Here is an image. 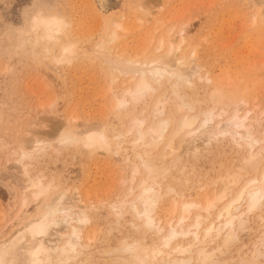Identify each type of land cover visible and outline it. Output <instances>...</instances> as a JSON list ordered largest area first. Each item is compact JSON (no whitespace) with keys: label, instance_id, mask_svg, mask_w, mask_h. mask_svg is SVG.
<instances>
[{"label":"rangeland","instance_id":"rangeland-1","mask_svg":"<svg viewBox=\"0 0 264 264\" xmlns=\"http://www.w3.org/2000/svg\"><path fill=\"white\" fill-rule=\"evenodd\" d=\"M262 1L104 0L99 8L95 0H0V242L6 246L12 244L6 264H30V240L20 230L22 222L42 214L45 203L62 192H65L62 202L66 205L78 195L80 210L88 216L77 254L62 264H143L133 252L125 250L128 243L149 252L144 264H160L159 254L155 255V248L162 247L160 234L142 226L128 207L119 216L110 208L120 200L134 198L139 192V181L147 175L139 159L132 156L136 150L130 146L134 130L123 131L134 117L144 119L143 130L152 121L168 117L171 124L165 131L166 138L172 135L168 131L173 130L182 114L196 115L197 125L203 113L211 110L214 123L217 120L224 123L230 109L243 101L241 114L246 113L247 124H251L255 137L262 138L252 147L259 154L251 170L249 165L242 164L248 147L243 143L236 146L228 135L218 136L208 144L197 142L195 152L190 148L191 140L179 142L181 136H174L172 145L179 143L172 157L171 163H174H165L160 171L163 174L156 176L160 183L154 210L157 216H164L169 203L175 199L203 202L204 194L209 196L212 188L219 186V176H226L230 161L239 162V169L244 168L228 170L241 175L233 191L246 179L259 174L264 166L261 149L264 145V17L257 13V8ZM35 14L61 19L62 30L54 32L55 37L42 38L40 30L30 26V17ZM110 21L118 24L113 41H107ZM180 28L187 30L185 37L189 46L182 47L176 56L185 61L193 48L198 66L191 86L176 82L180 96L177 99L170 93L174 79L161 77L160 84L154 83L155 90L147 96L115 108L113 95H120L121 89L127 84L130 86L137 76L131 72L118 75L113 65V71L107 70L110 61L114 64L118 58L142 61L160 56L166 53V42ZM60 41L71 44L74 51L61 57ZM131 74L135 75L132 79ZM155 95L160 98L163 95L166 102L163 113L154 116ZM177 104L181 106L179 110ZM64 129L78 136H85L91 130L104 131L110 142L109 149L86 147L81 142L60 145L58 136ZM123 132L125 136L118 147L115 134ZM161 142L154 148L142 145L137 150L150 149V157L156 159ZM127 151L130 161L124 160ZM21 164L25 165L24 169ZM134 164L139 168L131 180L129 171ZM36 179L48 185V189L35 201L29 193L33 189L31 181ZM242 202L244 207L245 200ZM192 209L186 223L191 222L196 212L205 215L201 209ZM213 210L207 220L214 217ZM248 215L244 224L235 223V235L224 247L225 234L212 232L209 246L217 250L211 249L214 255L207 264H264V254L256 256L253 251L261 239L262 248L261 244L258 248L264 250V225H259L263 223L257 216H264V199ZM56 229L62 235L69 231L64 223ZM186 239L178 236L173 243Z\"/></svg>","mask_w":264,"mask_h":264},{"label":"bare ground","instance_id":"bare-ground-1","mask_svg":"<svg viewBox=\"0 0 264 264\" xmlns=\"http://www.w3.org/2000/svg\"><path fill=\"white\" fill-rule=\"evenodd\" d=\"M95 1L97 2L99 8L104 3V0H95ZM261 3L262 4H258L259 8H257V13L260 16L264 17V1H262ZM30 19H31V25H30L31 28L40 30V36L42 38H47V39H50L53 36L55 37L54 32H58L62 30V27L64 25L60 22L61 19L58 18L59 19L58 20L57 17L50 15L35 14L31 16ZM107 24H108L107 26L109 27L108 31L106 32L107 41H113L116 38V32L114 28L117 27L118 24L114 21L107 22ZM186 32L187 30H184L183 28L178 29L176 35L174 37L169 38L168 43L166 42L167 45L165 46V51H164L166 53L160 54V56L157 57L152 56V58L147 60L144 59L142 61L134 60L129 57L127 59L122 58L123 60L118 58V60L116 59L117 61L115 60L114 64L111 63V61L113 60L111 61L107 60L110 61L111 64L110 65L108 63L110 67L108 66L107 70L108 69L112 70L113 68H115L116 70L115 69L114 70L119 72L118 75L121 72H124V74L131 72L133 74L135 73L137 76L134 82L130 86H128V84L126 83L127 86L124 88V90L121 89V91L123 92L120 95L119 93L118 96L117 95L115 96V94L113 95V98L114 97L115 98L114 100L112 99V103H114L113 105L115 108L125 107L126 105H128L127 104L128 102H132L133 104L141 100L145 95L147 96L149 92L155 90L154 83L158 84L159 79L161 77H166V76L172 77L174 79V84L172 86L173 90L171 87L170 93L173 92L175 96H177V99H180L179 98L180 96L178 95V88L176 82H178V84L183 83V85L187 84L188 87H190L192 84L191 81L192 75H195L198 71V66L197 64H195V57L193 56L194 53L193 48L189 50V54L187 56L189 58L188 59L187 57L184 58L185 61L183 60V58L176 56V54L179 52V50L182 47L189 46L185 37ZM58 40L56 39V41ZM65 43L67 42H64L63 44L62 42L60 43L62 44L61 50H59L60 52H62L61 57L62 56L64 57V55L66 54L72 53L75 48V47L73 48L71 44H65ZM161 43H159L158 47L162 46ZM103 46L105 47V45ZM166 47H167V51H166ZM99 50L101 51L102 49L99 48L98 51ZM59 51L57 52L56 50L57 53H59ZM52 52L53 50L51 51V53ZM108 53L106 56H108ZM69 60L70 59L68 58L67 61ZM189 63L191 65H189ZM112 65L113 68H111ZM184 66L187 68V72L185 71L186 68H184ZM112 71L110 73H112ZM133 76L135 75L131 74V79ZM112 79L114 80L115 76H113ZM162 93L164 94L165 90L162 91ZM156 95L154 96L156 99L152 107V115L154 116L163 113L166 102V100L164 102V100L162 99L163 95H161V98L157 97ZM244 104L245 103L243 101L241 103H236L233 106V109H230V111L231 110L232 111L228 116V118L224 120L225 121L224 123L223 122L219 123L218 120L217 122L214 123L211 110H208L207 112L203 113L202 119L199 120L197 125H195L196 115L192 116V115H187L186 113L182 114L177 121L175 120L176 123L175 126L173 127V130L168 131L170 132L168 134L170 135L172 134V135L166 136V138H165V131L168 125L171 124L170 123L171 121L168 119V117L161 118L152 122L150 121L151 123H149V125L145 127L144 130L142 129V124L143 122H145L144 119L143 118L139 119L134 117V119H131L132 121H130L131 124L129 125V127L123 130L126 133L134 130L132 131V133L134 132V136H133L134 139L132 138L133 140L131 141L130 146L132 145V147L136 150L133 149L134 151L132 152V156L137 157L139 159L140 165L142 169H144L147 175L146 178L141 179L139 181L138 183L139 192H137L134 198L128 200H120L121 201L120 203L118 201V203L112 204L110 208L113 210V214L119 216L121 215L124 207H128L132 211L133 216L141 220L142 226H144L146 229L153 230L154 232L160 234V245L162 247L157 246L155 248V255L156 253L159 254L158 262L160 264H207L208 262H210L212 256L214 255L213 252H210L211 249H216V247L210 248L211 246H209L211 244L210 242H212V232L215 233V235H219L221 233L225 234L224 237L222 236L223 237L222 245L224 247V245L227 242L229 243L230 242L229 240L233 238V236L235 235L234 233L235 231H233L234 225L236 227L237 223L238 226L244 224V222H246L249 219L248 214L254 209L256 210V208H259L261 206L264 199V166H261L262 168H260V172H258L259 173L258 175H253L250 178L246 179L241 183V185L235 191H233V188H235V186L233 185H236L238 183V179L239 177H241V175H236L238 174V171L236 172V174H234L235 172L230 173L229 172L231 170L230 168L237 167L238 168L237 170L240 171H242L244 168L239 169L241 163L237 162L238 165L236 166L237 163L232 164L233 161L232 162L230 161V163L227 165L228 167H226V171L224 170L226 176L224 177L219 176V183H220L219 186L213 185L214 187L212 188L211 193L209 192V196H206V194H204L205 197L202 200L203 202L197 200L195 201L181 200L180 202H178L176 201L177 199H175L171 204L169 203L170 207L168 208V210L165 211L164 216H162L163 218L157 216L158 214L156 215V213L154 212L160 192L159 191L160 183L156 180V176L158 174L160 175V173L163 174V172H160L161 169H163L162 166H164V164L167 162L170 163L172 162V157L176 154L179 148V143L176 146L172 145L174 136L177 135L181 136L180 139L178 140L179 142L180 141L185 142L191 140L190 148L191 150H193V152H195L197 148L196 146L197 142H201V144L203 143L208 144L209 142H211V140L216 139L218 136L228 135L230 136L231 141H233L234 144H236V146L239 147L243 143L244 145H246V147H248V149L246 148L248 150V154L242 158V164L244 163L247 166L249 165V167L252 165L254 166V162L256 161L255 158L257 157L259 152L258 151L253 152L252 147L257 142L261 141L262 138L260 139L255 137V135L252 132L253 128L251 124L249 125L247 124L246 113L241 114ZM182 105L183 102L181 106ZM181 106L179 105L178 108L176 107L177 110H179ZM124 132L115 134L117 137L116 145L118 147L122 143L121 142L122 137L125 136ZM120 136L121 138L119 139ZM128 136H130V133ZM58 137H59L58 143H60V145L61 143L74 144L81 142L83 146L92 147V148L97 147L102 149L103 151L108 150L110 146L108 136L104 131L91 130L87 132L85 136H78L69 129H64ZM160 141H163V143L161 142L162 146H161V150L159 148L158 151L159 153H155L158 154L156 159H152V157H150L149 155L150 149L137 150L138 146H142V145L154 148L158 145ZM124 142H126V140ZM261 149L264 150V145L262 146ZM22 154L25 155L26 153L22 152ZM130 156L131 155L128 154L127 151L124 160L125 161L129 160ZM165 156H168V158L166 159ZM21 166L23 167V169L25 168V165L21 164ZM252 167H250L251 170ZM138 168H139L138 165L135 166L134 164L133 169L131 168L132 171H129L132 174L128 172L130 174L129 178H131V180H133L134 174L137 173ZM31 182H32L31 187L33 189L31 188L32 190L30 191L29 194L30 195L32 194L31 199L36 201V199H38L42 194L46 193L48 189V185L43 184L40 179H36ZM213 182L215 184V181H212V183ZM75 194L76 193H74V195ZM64 195L65 192H62L58 196H56L53 199V201L51 202L48 201L47 203H45L46 208L44 207L45 210L42 214L33 218H29L24 223L22 222L21 228L19 227L20 230L22 229V231L25 232V234H27V237L30 240V248H31V249L29 248L30 264H34V263L43 264L44 262L46 263L54 262L56 264L66 263L68 260L73 258L78 252V247L80 246L83 238L82 229L83 227H85V224L88 222V216L83 211L80 210L81 200L79 199L78 195L72 197L71 199L73 201H70L71 203L67 205L62 202ZM202 197L203 196H201V198ZM23 199L25 200V197ZM242 200H245L244 207H242L243 205ZM192 208L195 209L198 208L197 210L199 209L203 210L204 211L203 213H205V215L196 212L191 216L192 217L191 218L192 220L190 219L191 222L186 223V220L190 218L191 210H194ZM214 208L216 209L215 211L213 210ZM212 210L214 211L215 215L213 218L207 220L208 214H210ZM257 216H259V220L261 221V223H263V224H259V223L258 224L264 225V216L262 215H257ZM60 223H64L65 226L69 228V231L65 233V235L64 234L62 235V233H59L58 230L56 229V226ZM50 236H52V239H50ZM62 236L64 237L62 238ZM178 236H182L184 238L186 237L187 239L182 242L173 243V239H176ZM260 241L258 244L259 246L261 244L260 247L262 248L263 241L261 242ZM9 244H8L9 246L8 248V246H6L5 243L0 242V264H6L9 254L12 252L11 251L12 244L11 245ZM259 246L257 245V248L253 251L254 252L256 251L255 252L257 253L256 256L257 255L263 256L262 254H264V250L258 248ZM208 248H210V250ZM125 250L131 251V253L133 252L136 259L143 264L147 261L149 257L148 255L149 252L147 254L144 248H142L141 250L139 247H137V245L134 244L129 245L128 243V245L125 246Z\"/></svg>","mask_w":264,"mask_h":264}]
</instances>
